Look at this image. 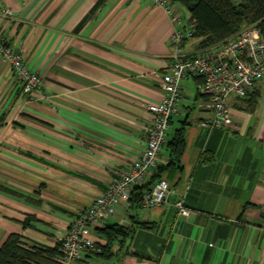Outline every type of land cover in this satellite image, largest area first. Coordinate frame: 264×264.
<instances>
[{
    "label": "crops",
    "instance_id": "obj_1",
    "mask_svg": "<svg viewBox=\"0 0 264 264\" xmlns=\"http://www.w3.org/2000/svg\"><path fill=\"white\" fill-rule=\"evenodd\" d=\"M184 25L154 0H0V34L48 94L27 98L0 58V247L12 233L57 245L140 157L149 105L162 100L174 63L172 34ZM200 42L188 37L182 50L197 54ZM199 84L182 82L168 132V142L181 128L186 137L182 167L164 169L172 192L161 206L128 204L108 217L135 233L102 264H264V79L250 90L254 108L229 98L233 124L219 128L205 125L213 113ZM158 161L169 164L167 146ZM181 196L190 216L179 212Z\"/></svg>",
    "mask_w": 264,
    "mask_h": 264
},
{
    "label": "built area",
    "instance_id": "obj_2",
    "mask_svg": "<svg viewBox=\"0 0 264 264\" xmlns=\"http://www.w3.org/2000/svg\"><path fill=\"white\" fill-rule=\"evenodd\" d=\"M165 7L176 26L185 23L172 34L177 47L171 69L162 75V100L149 105L153 113L147 128L146 145L140 157L121 171H117L105 193L96 197L82 210L61 239L62 260L76 264L79 259L98 250L93 229L104 226L108 217L130 204L134 190L145 187L141 209L147 211L161 206L172 192L171 182L162 178L150 187L158 166L159 156L168 142L171 122L180 113L183 97L182 82L188 77L200 79L199 92L208 96L213 116L205 125L211 128L233 124L231 96L246 97L254 84L264 79V27L259 23L246 26L225 41L201 48L197 54L185 53L183 43L193 37L196 19L187 11L177 8L173 0H154ZM185 16V17H184ZM0 58L12 69L27 98L46 101L48 94L41 85L40 74L26 62L24 55L0 34ZM182 215L190 216L192 210L185 205L184 196L177 202ZM89 263H92L89 260Z\"/></svg>",
    "mask_w": 264,
    "mask_h": 264
},
{
    "label": "trees",
    "instance_id": "obj_3",
    "mask_svg": "<svg viewBox=\"0 0 264 264\" xmlns=\"http://www.w3.org/2000/svg\"><path fill=\"white\" fill-rule=\"evenodd\" d=\"M182 5L196 19L197 26L193 37L200 38V47L204 48L235 35L248 25L259 23L264 27V0H173ZM198 79V78H197ZM200 82V79H198ZM248 109L256 104L255 95L249 91L246 97ZM170 151L167 166H158L149 187L162 178H166L164 169L182 167V157L186 147L184 128L179 129L174 138L166 144ZM169 180V179H168ZM145 187L134 190L130 205L140 207ZM25 222L24 225H26ZM145 224V223H143ZM106 243L96 241L98 250L89 252L76 264H102L114 257V246L123 244L135 233V227H125L116 223H107L94 228ZM61 240L55 246L36 245L28 242L20 233H12L0 247V264H66L62 260ZM89 260L92 263H89Z\"/></svg>",
    "mask_w": 264,
    "mask_h": 264
},
{
    "label": "rangeland",
    "instance_id": "obj_4",
    "mask_svg": "<svg viewBox=\"0 0 264 264\" xmlns=\"http://www.w3.org/2000/svg\"><path fill=\"white\" fill-rule=\"evenodd\" d=\"M248 26H250V25H248Z\"/></svg>",
    "mask_w": 264,
    "mask_h": 264
}]
</instances>
